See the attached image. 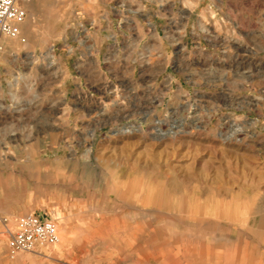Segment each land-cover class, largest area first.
Returning <instances> with one entry per match:
<instances>
[{"label":"rangeland","instance_id":"1","mask_svg":"<svg viewBox=\"0 0 264 264\" xmlns=\"http://www.w3.org/2000/svg\"><path fill=\"white\" fill-rule=\"evenodd\" d=\"M0 57V264H264V0H31ZM27 214L60 241L14 254Z\"/></svg>","mask_w":264,"mask_h":264},{"label":"built area","instance_id":"2","mask_svg":"<svg viewBox=\"0 0 264 264\" xmlns=\"http://www.w3.org/2000/svg\"><path fill=\"white\" fill-rule=\"evenodd\" d=\"M31 0H0V57L4 53L6 37H16L19 25L26 19L25 6ZM60 237L54 220L36 214H27L19 220L18 227L10 231L9 247L14 254L35 252L46 246H55Z\"/></svg>","mask_w":264,"mask_h":264}]
</instances>
